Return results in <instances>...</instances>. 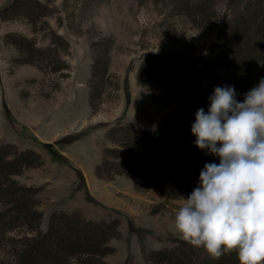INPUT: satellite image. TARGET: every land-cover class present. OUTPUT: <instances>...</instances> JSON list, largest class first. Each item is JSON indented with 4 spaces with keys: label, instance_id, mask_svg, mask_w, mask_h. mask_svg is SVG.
Segmentation results:
<instances>
[{
    "label": "rangeland",
    "instance_id": "374dc122",
    "mask_svg": "<svg viewBox=\"0 0 264 264\" xmlns=\"http://www.w3.org/2000/svg\"><path fill=\"white\" fill-rule=\"evenodd\" d=\"M228 18L227 0H0V146L32 150L42 162L13 177L40 188L41 231L52 213L77 212L117 224L106 263L166 264L154 255L165 250L180 260L192 256L194 248L170 230L182 198L169 200L164 187H136L134 178L115 174L119 160L106 150L125 147L121 126L155 129L201 97L208 80L179 79L167 58L208 55ZM148 53L168 56L138 75ZM131 122L161 124L139 129ZM86 130L57 146L69 164L43 149ZM77 170L86 188L79 187ZM10 206L7 198L0 209ZM29 226L20 219L0 235V264H14L36 236ZM84 256L74 252L64 264H87Z\"/></svg>",
    "mask_w": 264,
    "mask_h": 264
},
{
    "label": "trees",
    "instance_id": "16d2710c",
    "mask_svg": "<svg viewBox=\"0 0 264 264\" xmlns=\"http://www.w3.org/2000/svg\"><path fill=\"white\" fill-rule=\"evenodd\" d=\"M210 5L213 8L211 16L216 19L215 2ZM227 14L230 18L220 28L208 55L180 53L167 58L168 55L148 53L142 62L138 75L145 72L149 64L157 69L162 64L161 59L167 58L179 79L184 78L186 82L208 80L209 85L191 107H186L178 117L155 129L141 131L131 124L121 126L125 147L107 148L106 152L115 153L114 157L119 160L114 173L134 178L136 187L141 184L161 186L166 190L167 199H179L190 195L198 186L205 164H219V157L195 146L196 137L191 133V125L196 111L199 108L208 111V98L216 87H234L237 101L243 102L245 94L264 78V0H227ZM87 133V130L81 131L54 144H43V149L53 160L69 164L57 146L69 145ZM9 148L0 146V208L4 207L7 198L14 206L4 211L0 209V235L8 232L20 219L30 224V230L36 233L28 239L27 246L17 252L14 264H64L68 261L66 256L74 252L85 255L87 264H109L104 258L114 251L109 242L118 236L115 221L93 222L83 219L77 212L61 211L52 213L47 230L41 231L42 212L37 209L40 188L21 185L13 177L25 167L40 166L42 162L32 150L12 153ZM107 163L103 159L97 166L98 176H103L101 167ZM76 172L79 187L86 188L81 185L84 182L81 170ZM154 255H163L166 264H239L235 252L218 260L195 248L187 261L180 260L173 250Z\"/></svg>",
    "mask_w": 264,
    "mask_h": 264
},
{
    "label": "clouds",
    "instance_id": "9594fccd",
    "mask_svg": "<svg viewBox=\"0 0 264 264\" xmlns=\"http://www.w3.org/2000/svg\"><path fill=\"white\" fill-rule=\"evenodd\" d=\"M208 99L191 133L220 162L205 164L170 230L214 260L235 252L239 264H264V78L243 102L232 86L214 88Z\"/></svg>",
    "mask_w": 264,
    "mask_h": 264
},
{
    "label": "crops",
    "instance_id": "0c3cea01",
    "mask_svg": "<svg viewBox=\"0 0 264 264\" xmlns=\"http://www.w3.org/2000/svg\"><path fill=\"white\" fill-rule=\"evenodd\" d=\"M132 123V122H131ZM154 124L153 125H150V126H147V127H145V126H142V128L140 127L141 126V124H134V123H132L133 125H135L137 128H139V129H147L148 127L149 128H154V127H156V126H158V125H160L161 123H155V122H153Z\"/></svg>",
    "mask_w": 264,
    "mask_h": 264
}]
</instances>
